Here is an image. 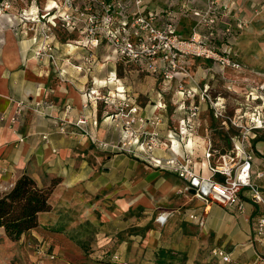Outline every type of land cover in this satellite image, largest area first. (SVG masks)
I'll list each match as a JSON object with an SVG mask.
<instances>
[{
	"label": "crops",
	"instance_id": "1",
	"mask_svg": "<svg viewBox=\"0 0 264 264\" xmlns=\"http://www.w3.org/2000/svg\"><path fill=\"white\" fill-rule=\"evenodd\" d=\"M4 1L9 2V7L0 8V192L9 190L22 175L30 176L42 187L52 180L55 184L50 197V210L39 214V226L24 234L18 245L23 247L34 234L39 233V229L58 224L63 217L59 210L74 204L79 207V211L73 218L67 216V223L79 222L84 218L92 219L87 216L88 206L84 203V195L107 192L112 197H120L116 201L117 214L122 209L140 206L147 209L156 208L158 213L172 212L182 218L187 223L186 227H180L171 233L170 242L165 246L176 253L187 252L193 255L200 249H217L227 254L234 264H264V244L254 237L255 223L261 209L251 202L246 190L239 196L244 207L242 213L233 208L206 205L190 193L180 194V191L185 189V182L174 173L157 168L141 169L133 158L127 159L117 154L105 157L94 148L92 137L81 134L78 127L70 126L84 117L86 124L81 128L88 129L94 138L104 135L106 127L103 123L99 127V123L97 125V120L93 118L98 119L99 113L95 104L88 102L86 94H82L85 82L81 73L77 72L79 75L75 87L61 85L54 88L48 67L39 65L34 55L38 41L32 32L30 37H27L32 22L20 17L22 12L25 15L36 13L33 9L34 0L31 1L29 10V7L24 8L21 5L22 0H0V3ZM217 1L220 3L221 15L213 27L212 42L222 52L231 49V52L226 53L244 67L240 70L222 68L218 64L193 57L179 61L182 67L186 65L190 69H197L195 78H200L201 85H185V104L180 101L173 104L175 112L179 114L176 120L183 117L184 106L199 103L202 127L207 126L202 118L207 106L199 101V94L203 90L209 95L210 92L215 94L213 98L224 110L225 98L220 92L222 88L225 89L222 80L225 76L232 77L235 80L233 88L241 92L243 80L253 79L254 74L264 75V0ZM143 5L146 12L156 13L157 9L161 10L159 22H170L181 37L190 36L195 20L190 14L189 17H184L182 0H143ZM189 5L200 8L204 4L198 1ZM47 6L49 8L51 5ZM47 21L50 23V20ZM238 22L243 25L240 31L235 29ZM61 26L62 32L75 36L68 43L61 45L62 56H76L81 59L95 52V49L86 47L78 28L63 24ZM227 27H230L231 32H226ZM103 58L111 67L114 66L113 61H125L114 55L103 56L102 62ZM92 60L97 62L93 56ZM176 75L175 80L181 74ZM116 79L114 84L109 82L115 87L111 92L113 94L117 91L116 95L124 96L121 94L128 93V89L120 85V79ZM94 81V88L105 85L97 79ZM116 85L121 86V89ZM176 90V93H181ZM86 101L90 108L83 107ZM239 101L241 99L236 102ZM18 102H23L20 115H16ZM139 106L140 114L147 119L155 116L160 128L161 120L157 117L159 115L154 114L148 107ZM159 107L158 105L154 110L160 111L162 108ZM148 111L151 115L146 116ZM13 118H16L14 122ZM60 123L67 126L66 130L71 127V130L78 134L71 136L70 133H60L56 129V124ZM108 126L112 127L109 123ZM171 130L169 128L161 134L162 150H159L160 154L157 153L162 155V158L158 159L175 154H190L194 173L205 178L222 180L221 176L212 174L204 158L208 139L216 149L211 135L201 128L196 134L180 138ZM247 146L254 154L251 180L264 195V128L255 131ZM216 151L221 152L217 149ZM216 163L214 157L211 164ZM100 167L102 172L96 173ZM257 174L260 176L257 177ZM111 216L114 218L107 213L105 222H114ZM93 219V222L98 223L97 219ZM166 222L167 218H164L159 224ZM159 238V233L150 235L146 247L157 244ZM19 253L25 255L23 248Z\"/></svg>",
	"mask_w": 264,
	"mask_h": 264
},
{
	"label": "rangeland",
	"instance_id": "2",
	"mask_svg": "<svg viewBox=\"0 0 264 264\" xmlns=\"http://www.w3.org/2000/svg\"><path fill=\"white\" fill-rule=\"evenodd\" d=\"M31 1L22 0L21 5L24 8L29 7L27 8L29 10ZM65 1L34 0L35 14L20 13V17L32 22L29 25L30 30L26 27L28 30L27 37H30V32H32L38 41L34 55L38 51L41 52V55H35L39 65L48 67L51 85L54 88L61 85L75 87L74 85L78 82V73L84 76L85 85L82 94H86L88 102H93L97 108L99 118L93 117L97 120V125L99 123V127H101V123H103V126L106 127H104V135L99 136V138L98 136L94 138L88 129L81 128L82 125H79L77 129L81 134L92 137L93 146L97 151L103 153L105 157L117 154L127 159L133 158L132 160L136 161L141 169L145 167L156 169L157 167L151 160L149 161V158H162V155H158L161 153L159 150H162L160 149L161 134H164L169 128L172 129L171 131H175L178 112H175L173 104L179 103V101L181 104H185V85L196 84L200 87V78L199 80L195 78L197 69H190L186 65L182 67L179 63L177 73L181 75H178L180 77L175 80L177 73L172 74L171 78L167 79L158 73L149 72L144 63L113 61L114 66L111 67L105 58H103V62L101 60L103 56H112L109 47L102 43L92 55L88 56L89 59L83 64V71H79L76 68L79 64V58L61 55V51H63L61 45L68 43L75 37L68 32L61 31L60 14L65 7ZM47 5L53 7L49 9L50 6L48 8ZM160 12L161 10L157 9L156 14L160 15ZM47 20H50V23ZM225 52H231V49H227ZM92 56L97 59V62L92 60ZM187 58L189 57L185 59ZM240 66L241 68L244 67ZM254 76L253 79L243 80L241 92L233 88L235 80L232 77L225 76L222 79L225 89L222 88L220 95L225 98V109L221 111L219 116L214 114L209 102L202 99L199 94V101L203 102L202 105L207 106L203 111L204 116H202L207 126L202 127L201 124L199 130L202 128L206 134L211 135L216 149L222 153L232 150L233 139L241 134L240 128L235 127L232 123L235 118L240 117V125L249 127L252 125L254 116L259 113L264 114V75L254 74ZM116 78L120 79L119 83H122L120 85L125 86L129 94L124 92L121 94L124 96H119L116 95L117 91L112 94L111 91L115 90V87L109 82L114 84ZM95 79L102 82L101 84L105 83L104 87L94 88L92 82H95ZM176 89L180 90L181 93H176ZM91 91H94L92 95ZM95 91L98 92L95 93ZM210 93L211 95L207 94L208 97L215 100L213 98L215 94ZM239 99L241 101L236 102ZM88 102L83 104L84 108H90ZM138 104L144 108L148 107L154 114L159 115L157 117L161 120L160 128L155 116L152 119H147L140 114ZM132 105L138 107L136 116L141 117L143 122L126 126L125 122L128 120L126 115L128 108ZM158 105L162 109L155 111L154 109ZM195 105L199 107V119H201L200 105L199 103ZM186 108L187 106L182 108L183 116ZM148 112L150 113V111ZM149 113L145 115H151ZM79 119L85 121L83 125L86 124L84 117ZM94 122L96 123V121ZM108 123L112 127H109ZM65 133H70L71 136L78 134L75 130H71V127ZM153 133L157 135L156 139L159 141V145L148 152L149 143L147 141ZM101 172L100 167L96 173ZM47 184L44 187H55L53 180ZM2 191L5 192L6 190ZM180 194H189V192L183 188ZM118 199H120L119 195L112 197L107 192L84 195V203L88 206L87 216L92 219L86 220L84 218L79 222L67 223L66 217L73 218L79 211V207L74 204L68 208L60 209L59 212L63 215L60 222L39 229V233L34 234L31 240L23 244V247L18 245L22 237L18 241L10 240L11 242H9L8 238L5 239L6 235L0 228V264H234L232 261L225 263L219 257H215L209 249H200L192 255L187 252L176 253L165 247L170 242L171 233L180 227L185 228L187 223L179 216L173 215L172 212L158 213L156 208L147 209L132 206L129 209H122L117 214L115 211H118L116 209ZM107 213L114 216V218L110 217L114 222H105ZM162 217L163 219L167 218V222L163 225L159 224ZM93 218L97 219L98 223L93 222ZM156 233L160 234L157 244L147 248L145 244L148 237ZM22 248L25 255L19 253Z\"/></svg>",
	"mask_w": 264,
	"mask_h": 264
},
{
	"label": "built area",
	"instance_id": "3",
	"mask_svg": "<svg viewBox=\"0 0 264 264\" xmlns=\"http://www.w3.org/2000/svg\"><path fill=\"white\" fill-rule=\"evenodd\" d=\"M198 1L203 2V7L189 5ZM219 4L217 0H182L184 17H189L190 14L195 20L188 38L177 34L170 22L160 23L158 14L146 12L143 0H66L63 12L60 14V22L65 26L78 28L86 47L97 49L100 44L105 43L112 55L127 62L144 63L149 72L158 73L167 79L178 72L179 61L186 57L209 61L222 68L239 70L240 64L233 61L226 52L216 48L212 42L213 27L221 15ZM8 7V1L0 3L1 9ZM242 26V23L238 22L235 29L240 31ZM226 32H231L230 27L226 28ZM35 55L39 56L41 52L38 51ZM88 59V56L82 57L76 68L83 71V64ZM92 93L94 91H91V95ZM200 95L209 102L216 116L221 115L222 109L217 100H211L205 90ZM17 104L16 115H20L23 102ZM137 112L138 107L134 105L128 108L126 126L143 122L141 117L136 116ZM254 117L249 127L240 125V117L233 120V125L240 128L241 134L233 139V148L228 152L216 151L211 140L208 139L204 158L212 174L222 177L220 181L194 173L190 154L183 156L175 154L164 159L150 157L149 161L151 160L155 167L177 175L185 182V190L206 205L233 208L242 213L244 207L239 196L243 190H246L251 202L261 209L255 223L254 237L264 244V195L251 180L254 154L247 146L254 137L255 131L264 128V116L257 114ZM15 119L13 118L12 122ZM84 123L83 119H79L70 125L78 127ZM56 126L58 131L66 132L67 126L64 123ZM200 127L199 107L194 104L187 106L185 115L177 121L174 132L180 138H184L196 134ZM156 137L157 135L153 133L148 138V152L159 145ZM214 157L217 163L212 165L211 160ZM259 176L260 174H257V177ZM163 220L160 219V222ZM212 254L226 263L230 262V257L221 250L215 249Z\"/></svg>",
	"mask_w": 264,
	"mask_h": 264
},
{
	"label": "trees",
	"instance_id": "4",
	"mask_svg": "<svg viewBox=\"0 0 264 264\" xmlns=\"http://www.w3.org/2000/svg\"><path fill=\"white\" fill-rule=\"evenodd\" d=\"M52 189L22 175L9 190L0 192V228L9 240L18 241L38 226L39 214L50 210Z\"/></svg>",
	"mask_w": 264,
	"mask_h": 264
},
{
	"label": "bare ground",
	"instance_id": "5",
	"mask_svg": "<svg viewBox=\"0 0 264 264\" xmlns=\"http://www.w3.org/2000/svg\"><path fill=\"white\" fill-rule=\"evenodd\" d=\"M53 7V6H52ZM49 9H51V6H50V8ZM70 49V48H69ZM115 80V79H114ZM118 82V81H117ZM116 83V82H115ZM118 88L119 89H121L119 86H118ZM95 93H97V91H95ZM163 218V217H162Z\"/></svg>",
	"mask_w": 264,
	"mask_h": 264
}]
</instances>
